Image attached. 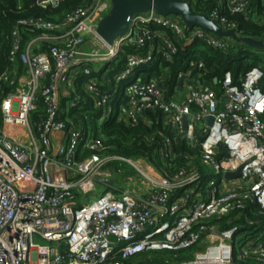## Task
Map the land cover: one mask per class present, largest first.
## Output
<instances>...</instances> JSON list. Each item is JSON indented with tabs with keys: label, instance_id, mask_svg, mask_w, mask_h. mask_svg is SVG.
<instances>
[{
	"label": "built area",
	"instance_id": "built-area-1",
	"mask_svg": "<svg viewBox=\"0 0 264 264\" xmlns=\"http://www.w3.org/2000/svg\"><path fill=\"white\" fill-rule=\"evenodd\" d=\"M62 1L35 5L46 9ZM180 1L243 38L229 16L250 19L253 0ZM114 7L115 0H87L60 23L23 20L13 31L11 61L22 64L24 74L17 78L15 72L12 81L5 77L14 90L0 95V264H127L141 254L186 251L205 241L212 244L178 264H264V234L251 238L218 225L249 205L264 213V69L252 68L237 84L227 72L215 79L217 92L203 81L205 65L191 63L197 75L190 70L179 77L181 85L188 79L193 86L183 101L170 98L171 69L149 82L132 81L135 72L159 57L172 65L182 45L229 53L237 42L201 28L189 31L181 17L152 10L134 17L129 33L109 44L100 31ZM129 45L138 53L128 56L124 70L103 90L97 75ZM82 74L89 77L85 94L101 110L102 122L116 113L115 95L123 88V120L136 125L160 114L193 147L200 139L210 178L182 170L169 179L144 159L110 156L101 139L69 117L83 102L77 93ZM171 146L167 139L166 150ZM118 162L134 167L147 183L132 192L116 190L119 171L110 165ZM114 179L115 187L106 188L116 193L75 205L78 193L90 196L98 181Z\"/></svg>",
	"mask_w": 264,
	"mask_h": 264
},
{
	"label": "trees",
	"instance_id": "trees-1",
	"mask_svg": "<svg viewBox=\"0 0 264 264\" xmlns=\"http://www.w3.org/2000/svg\"><path fill=\"white\" fill-rule=\"evenodd\" d=\"M86 1L64 0L57 7L43 9L31 5V0H20V2L0 0V84L3 92L0 95L2 98L14 90V87L10 86V82L4 81V78L8 77L12 81L15 72L18 73L17 78L24 74L23 65L11 61L13 31L17 24L20 21L30 19H43L60 23L66 13L77 9ZM253 2L255 6L252 7L255 9L256 19H247L245 16H229V19L238 25L243 38L264 41V7L261 5L262 0H253ZM195 13L205 14L206 11L196 8ZM25 33V39L28 40L27 31ZM138 51L133 45L124 47L116 59L108 63L104 71L97 75L103 90L109 89L107 81L113 80L117 74L124 70L128 56L134 55ZM249 56L251 53L242 51L240 55L234 56L230 52L223 53L204 47L200 48L198 43L191 46L182 45L180 46V54L172 65L161 62L159 57L156 64L138 69L132 81L141 79L142 82H149L159 79L167 69H171L167 81V85L170 87L168 96L174 98L176 94L174 89L179 86L181 80L179 75L186 74L190 70H192L193 75H197L196 66H190V64L202 62L207 72L203 81L218 92L220 87L215 83V79L221 80L225 73L230 72L234 83L237 84L239 79L252 68L264 66V58L261 56L254 58L252 63L245 65V60ZM77 93L82 95L83 102L74 109L69 117L77 124L82 125L90 136L101 139L109 147L108 154L110 156L134 160L144 159L169 179H173L177 172L182 170L197 171L203 175L205 181L210 178L211 173L202 165L200 139H198L197 145L193 147L187 135L185 133L178 134L170 126H166L163 116L160 114H149L148 121L142 120L136 125L119 119L118 108L121 104L125 105L126 103L123 88L115 95L113 105L116 113L103 122L101 121V112L95 114L93 111V100L81 93L78 86ZM40 106L42 109L43 104L41 103ZM36 118L37 115L34 116L35 120ZM167 139L172 141L171 150L165 148ZM114 165L111 164L110 166L115 168ZM218 225L222 230L238 228L239 233L246 232L249 237L258 238L260 234H264V213L258 206L249 205L244 212L232 214L220 221ZM186 251L148 252L129 260L127 264H178L182 263V254ZM243 264H254V262L248 261Z\"/></svg>",
	"mask_w": 264,
	"mask_h": 264
},
{
	"label": "water",
	"instance_id": "water-1",
	"mask_svg": "<svg viewBox=\"0 0 264 264\" xmlns=\"http://www.w3.org/2000/svg\"><path fill=\"white\" fill-rule=\"evenodd\" d=\"M45 0H40V2ZM31 5H35V0H31ZM155 10L162 16H178L183 19L189 31L194 28H201L207 32L213 33L218 38L231 39L239 44H248L254 47L252 40L238 38L234 32H223L219 26L212 22L207 16L196 14L190 3L180 0H115L114 11L109 19L105 21L100 31V36L112 44L118 38L124 37L129 33L131 21L134 17L141 14L149 13ZM213 118H208L207 123L213 124ZM188 131V122L185 119V132ZM196 143V140H193ZM223 154H227L223 149ZM229 178L240 177V173L228 176ZM100 186L115 187V179L102 183L98 181Z\"/></svg>",
	"mask_w": 264,
	"mask_h": 264
},
{
	"label": "rangeland",
	"instance_id": "rangeland-1",
	"mask_svg": "<svg viewBox=\"0 0 264 264\" xmlns=\"http://www.w3.org/2000/svg\"><path fill=\"white\" fill-rule=\"evenodd\" d=\"M17 2H20V0H16ZM259 20V19H258ZM245 39V38H244ZM247 39V38H246ZM250 40V39H249ZM255 45L254 47L248 45V44H239L236 43V46L230 50V53L234 56L240 55L241 51L242 52H247L251 53V56L245 60V65L250 64L253 62V59L261 56L264 58V41L263 40H252ZM199 47L202 48L204 47L203 45L199 44ZM206 48V47H204ZM196 57V56H195ZM194 57V58H195ZM201 58V56H200ZM259 68H263L264 66L260 65L258 66ZM80 84L78 85L79 90L81 93L86 95L85 91V84L89 81L88 76H84L83 74L78 77ZM86 97H88L86 95ZM94 113L95 114H100L101 110L99 108H94ZM201 127V125L199 126ZM115 168L117 171H119L118 176L116 178V190H121V191H127V192H132L133 190H136L138 187L145 185L147 183L136 171V169L129 164L125 162H118L115 165ZM143 168V167H141ZM210 172V171H209ZM156 176V174H155ZM213 177V176H212ZM115 189H109L103 186H98L96 188V191L94 194L87 196V197H82L79 193L77 195V198L75 200V205H81L82 203H91L95 201L96 199L100 198L101 196L107 194V193H116ZM36 243L42 244V242H39L36 240ZM210 242H201L199 245L193 247L189 251H186L185 253L182 254V260L183 261H192L195 256L204 251L206 247H208ZM184 257V258H183ZM182 261V262H183Z\"/></svg>",
	"mask_w": 264,
	"mask_h": 264
},
{
	"label": "crops",
	"instance_id": "crops-1",
	"mask_svg": "<svg viewBox=\"0 0 264 264\" xmlns=\"http://www.w3.org/2000/svg\"><path fill=\"white\" fill-rule=\"evenodd\" d=\"M254 3V2H253ZM253 3H252V6H255V5H253ZM261 5L264 7V0H262V3H261ZM255 9H253V7L251 8V11H250V19H256V17H255ZM104 71V70H103ZM102 71V72H103ZM193 85H192V82L190 81V80H188V79H186L183 83H182V85L181 84H179V87H178V89H177V92H176V94H175V96H174V98H176L177 100H179V101H183L184 99H185V97L187 96V94H188V92H189V90H190V88L192 87ZM124 106L125 105H122L121 104V106H119V110L121 109H123L124 108ZM118 110V111H119ZM119 119H121V120H123L124 119V117L121 115V113L119 112Z\"/></svg>",
	"mask_w": 264,
	"mask_h": 264
}]
</instances>
